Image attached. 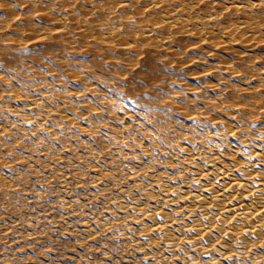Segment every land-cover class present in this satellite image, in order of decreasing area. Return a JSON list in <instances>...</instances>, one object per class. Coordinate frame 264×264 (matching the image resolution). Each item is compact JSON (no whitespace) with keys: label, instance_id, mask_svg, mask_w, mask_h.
Masks as SVG:
<instances>
[{"label":"bare ground","instance_id":"6f19581e","mask_svg":"<svg viewBox=\"0 0 264 264\" xmlns=\"http://www.w3.org/2000/svg\"><path fill=\"white\" fill-rule=\"evenodd\" d=\"M19 3L39 12L52 25L48 22V28L35 25L31 28L34 38L49 34L61 42L85 40L137 54L143 46L173 54L178 34L193 35L203 41L211 38L217 41L216 45L238 44L249 49L246 52L264 43L261 0H19ZM7 5L5 9L17 13L15 6ZM8 28V24L0 26L4 33ZM23 32L20 30L18 34L22 36ZM5 41L13 43L14 39ZM240 57L252 63L250 66L259 59L243 52ZM224 64L226 72L242 78L239 70L228 62ZM251 70L252 76L260 78L264 67L252 66ZM245 86L236 89L227 85L223 90L230 88L233 93L255 96L257 90ZM20 96L30 98L27 108L10 110L13 120L0 122V164H8L6 156L14 151L2 138L11 136L17 144L20 137L15 138L12 130L22 131L25 137L34 135L36 141L25 156L13 152L15 161L32 162L39 145L43 153L51 155L46 167L64 182L66 176L54 162L60 148L71 147L66 136L68 129L73 126L78 132L94 137L99 126L77 111L70 96L60 95L54 89L19 93ZM55 96H60L59 103L53 99ZM80 97L85 98L82 93ZM252 100L242 103L246 105L244 109L237 107L240 101L209 100L205 109L224 112L226 119L212 120L214 132H201L191 126L190 133L181 134L185 143L167 137L173 131L168 125H160L154 131L139 126L147 140L131 138L126 132L128 110L111 105L109 113L118 122L115 121L109 135H104L108 146L113 147L106 165H115L121 157L139 162L146 156L149 161L127 169L126 180L130 182L121 185L110 198L112 207L106 210L98 231L85 227L81 238H93L99 231L111 232L125 243L124 247L134 246L143 264H168L170 259L176 260L174 264H264V128L256 134L261 140L257 145L251 140L250 125L237 122L241 112L253 119L264 117V100ZM207 113L204 110L200 115ZM41 131L47 139L63 135L64 140L54 147L47 139L38 137ZM81 144L89 156L94 154L89 142ZM157 154H163L176 173L158 170L153 164L159 160ZM85 159L83 155L76 156L72 164ZM90 168L96 165L91 164ZM18 176L19 173L10 174L0 180L10 185ZM105 177L111 178L116 186L119 183L115 169L109 168ZM99 183V178L92 177L93 186L98 187ZM62 204L78 206L76 200Z\"/></svg>","mask_w":264,"mask_h":264},{"label":"rangeland","instance_id":"374dc122","mask_svg":"<svg viewBox=\"0 0 264 264\" xmlns=\"http://www.w3.org/2000/svg\"><path fill=\"white\" fill-rule=\"evenodd\" d=\"M3 2L0 3V26L8 24L9 28L5 33L0 30V122L13 120L10 110L27 108L30 98H19V93L54 89L60 95L70 96L77 111L90 117L99 128L94 137L78 132L73 126L68 129L66 136L71 147L60 148L54 162L63 170L64 182L46 167L51 155L43 153L39 145H36L37 152L32 153V162L15 161V155L25 156L29 152L30 145L36 141L34 135L25 137L22 131L12 130L15 138L20 137L17 144L11 136L2 138L15 155L12 152L6 156L9 163L0 164V177L16 173L19 176L10 185L0 180V264H143L139 251L134 246L124 247L125 243L111 232L99 231L93 238H81L85 227L98 231L106 210L112 207L110 198L121 185L130 182L126 180L127 169L149 161L146 156L139 162L121 157L115 165H106L113 147L108 146L104 135L114 130L116 121L109 113L111 105L128 110L126 132L142 142L147 137L139 126L154 131L160 125H168L173 131L167 137L177 138L181 143L186 139L181 134L190 133L191 126L201 132H214L216 117L226 119V114L205 109L209 100L240 101L237 106L240 109L246 106L242 103L253 98L264 100V72L256 78L251 70L252 66L264 67V43L246 52L249 49L238 44L216 45L217 41L211 38L203 41L193 35L178 34L173 46L176 54L145 46L137 54L85 40V43L78 39L73 43L61 42L49 34L35 39L31 28L35 25L48 28L51 23L41 18L39 12L21 5L19 0ZM7 4L15 6L17 13L5 9ZM20 30L24 31L22 36L18 34ZM10 37L13 43L5 41ZM242 52L256 55L260 60L250 66L252 63L240 57ZM224 61L239 70L242 78L226 72ZM227 85H234L236 89L250 85L257 93L249 96L239 91L233 93L230 88L223 90ZM53 99L59 103L60 96ZM204 110L208 113L200 115ZM238 115L241 117L237 122L250 125L251 140L260 144L256 134L264 128V117L253 119L244 112ZM38 137L44 139L46 135L41 131ZM47 140L57 147L64 139L61 135ZM83 141L91 144L95 150L93 155L85 152ZM82 155L86 158L84 162L72 164L76 156ZM157 157L159 160L153 164L158 170L176 173L163 154ZM91 164L96 168H90ZM109 168L118 174L117 186L105 177ZM92 177L100 179L98 187L92 185ZM144 179L147 180V175ZM102 188L109 190L103 192ZM68 200H76L78 206L62 204ZM174 261L170 259L168 264Z\"/></svg>","mask_w":264,"mask_h":264},{"label":"snow or ice","instance_id":"6c2138e0","mask_svg":"<svg viewBox=\"0 0 264 264\" xmlns=\"http://www.w3.org/2000/svg\"><path fill=\"white\" fill-rule=\"evenodd\" d=\"M262 3H264V0H261ZM233 135H235V133H233Z\"/></svg>","mask_w":264,"mask_h":264}]
</instances>
